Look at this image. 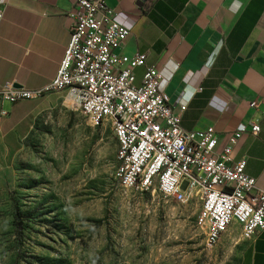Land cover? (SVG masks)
<instances>
[{
    "label": "crops",
    "instance_id": "0c3cea01",
    "mask_svg": "<svg viewBox=\"0 0 264 264\" xmlns=\"http://www.w3.org/2000/svg\"><path fill=\"white\" fill-rule=\"evenodd\" d=\"M106 3L131 31L122 53L146 55V68L162 74L161 89L181 115L184 129L214 128L222 151L242 125L249 128L233 160L247 159V175L264 191V0ZM73 4L0 0L6 10L0 28V88L15 84L36 91L57 78L71 42ZM146 68L136 70L138 84ZM40 104L41 99L16 104L0 99V110L6 112L0 122L1 166L15 164ZM253 124L261 128L257 136L251 132ZM241 264H264V232L243 240Z\"/></svg>",
    "mask_w": 264,
    "mask_h": 264
},
{
    "label": "rangeland",
    "instance_id": "374dc122",
    "mask_svg": "<svg viewBox=\"0 0 264 264\" xmlns=\"http://www.w3.org/2000/svg\"><path fill=\"white\" fill-rule=\"evenodd\" d=\"M66 92L41 99L15 164L0 165V264H241L240 227L209 246L199 198L123 187L112 123L93 127Z\"/></svg>",
    "mask_w": 264,
    "mask_h": 264
},
{
    "label": "built area",
    "instance_id": "2783aa9c",
    "mask_svg": "<svg viewBox=\"0 0 264 264\" xmlns=\"http://www.w3.org/2000/svg\"><path fill=\"white\" fill-rule=\"evenodd\" d=\"M73 3L71 42L57 78L36 91L7 84L0 88V99L16 104L69 91L93 127L112 123L118 143L116 176L123 187L142 192L157 188L181 204L199 198L198 225L211 247L233 225L240 227L243 240L264 232V191L247 175V159L233 160L249 128L242 125L222 151L214 128L184 129L161 89L162 74L146 68V55L122 53L131 31L117 21L116 11L106 0ZM5 12L0 6V28ZM140 68L146 71L138 84L135 72ZM5 116L0 110V122ZM260 131L253 124L252 134Z\"/></svg>",
    "mask_w": 264,
    "mask_h": 264
},
{
    "label": "water",
    "instance_id": "95a60500",
    "mask_svg": "<svg viewBox=\"0 0 264 264\" xmlns=\"http://www.w3.org/2000/svg\"><path fill=\"white\" fill-rule=\"evenodd\" d=\"M16 88H20L21 86H15Z\"/></svg>",
    "mask_w": 264,
    "mask_h": 264
}]
</instances>
